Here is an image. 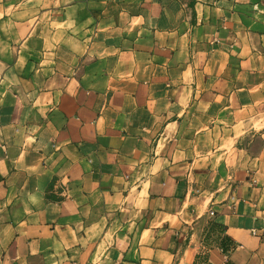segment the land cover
Returning a JSON list of instances; mask_svg holds the SVG:
<instances>
[{
  "label": "crops",
  "instance_id": "obj_1",
  "mask_svg": "<svg viewBox=\"0 0 264 264\" xmlns=\"http://www.w3.org/2000/svg\"><path fill=\"white\" fill-rule=\"evenodd\" d=\"M0 264H264V0H0Z\"/></svg>",
  "mask_w": 264,
  "mask_h": 264
}]
</instances>
